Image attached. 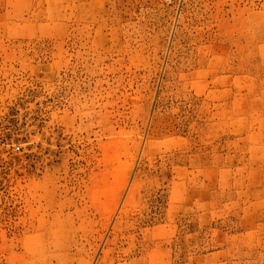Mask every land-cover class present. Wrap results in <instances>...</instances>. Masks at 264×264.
<instances>
[{
  "label": "rangeland",
  "instance_id": "1",
  "mask_svg": "<svg viewBox=\"0 0 264 264\" xmlns=\"http://www.w3.org/2000/svg\"><path fill=\"white\" fill-rule=\"evenodd\" d=\"M0 264H264V0H0Z\"/></svg>",
  "mask_w": 264,
  "mask_h": 264
}]
</instances>
